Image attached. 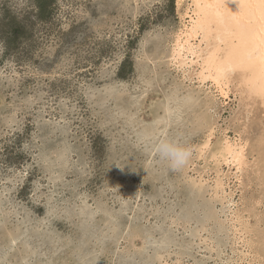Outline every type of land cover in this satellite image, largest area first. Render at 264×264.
Returning <instances> with one entry per match:
<instances>
[{
  "label": "rangeland",
  "instance_id": "374dc122",
  "mask_svg": "<svg viewBox=\"0 0 264 264\" xmlns=\"http://www.w3.org/2000/svg\"><path fill=\"white\" fill-rule=\"evenodd\" d=\"M192 8L191 0H0V264H264V106L234 80L222 96L201 82L198 64L174 60ZM175 93L192 97L166 130L191 149L179 172L149 157L133 127H155ZM226 137L246 143L248 163L222 165L233 195L219 200L210 150ZM196 178L206 181L199 199ZM169 202L185 219L175 230L148 214ZM110 212L116 223L102 230Z\"/></svg>",
  "mask_w": 264,
  "mask_h": 264
},
{
  "label": "bare ground",
  "instance_id": "6f19581e",
  "mask_svg": "<svg viewBox=\"0 0 264 264\" xmlns=\"http://www.w3.org/2000/svg\"><path fill=\"white\" fill-rule=\"evenodd\" d=\"M179 1H183V0H179ZM191 2L193 4L192 12L191 11L187 12V16L190 18V21H189L190 23L186 24L185 29H183V31H181L176 37L175 44L173 46V56L175 58L174 60H176L177 64H179L182 67H186V66L190 67V66H194L195 64H198V66H200V68H201L200 71L198 72L199 79L201 80V82L205 83V82L211 80L212 82H214V84L216 85V87L218 88V90L222 96L227 97L230 95L229 94L231 92L230 91V83H232V80H234L238 84L237 86H235L236 88L239 86L241 89H243L242 92L246 91L245 94L247 93L249 98L253 97V100H254V98H256L255 102L257 99H259L263 105L260 104V101H259V104L264 106V0H191ZM189 70H188V72H189ZM233 87H234V84H233ZM239 87H238V89H239ZM238 92L240 94L239 90H238ZM179 96L176 95V93L172 96L166 95V97H167L166 103L167 104H166L164 111H163V112H165V115H164V117H163V115L155 116V119L157 122L155 127H150L147 130L143 129V132L141 133V127H139V126H143L144 122L141 121L143 124L141 122H138V124L137 123L135 124V122H134V124H133L134 133L136 134L134 137L136 144L139 147L141 145H143V149H144L145 153H147V155L149 157H153V160H156V159L150 153L148 145L150 143H152L154 140L159 139L160 137L167 135L166 130L168 128L167 126L170 123L169 117H172L174 113L175 114H174L173 119H175V121L181 120L179 118L181 117V114L183 112L182 111V109H183L182 105L191 106L190 105V101H191L190 99L192 97H189L185 101L183 98H180ZM239 97L237 96V99H239ZM241 98H242V96H241ZM213 101H214V98H213ZM213 101H211V102L214 103L215 101L214 102ZM251 102H250V104H251ZM236 103H238V102H236ZM239 103H240V100H239ZM208 104H209V102H208ZM245 105H244V107H245ZM246 106H248V104ZM248 107H246V108H248ZM242 108H243V106H241V109ZM208 109H210V108H208ZM257 109H259V108L257 107ZM252 111H254V110H252ZM235 112H236V110H235ZM250 113H251V115H254V114H252L251 110H250L249 114ZM255 113L257 114V112H255ZM262 114H263V112H262ZM249 119H251V118H249ZM247 120H248V118H247ZM164 121H165V123H164ZM260 122L262 123V121H260ZM255 123H253V124H255ZM249 124H251V123L249 122ZM239 131H241V130H239ZM166 137H168V136H166ZM208 138L209 139L203 144V146H201L199 148V154H198L199 156H201V155L203 156L204 154H206V152H205L206 148L210 149L212 143H211L210 136ZM237 139H239V138H237ZM235 140H236V138H235ZM245 144H243L241 142H237V141H232L231 139L226 137L225 139L221 140L220 142H218L216 144V147H215L216 149L210 150L212 158L214 159V161L216 162V164L219 168L217 170V172H218L217 176L218 177H216L214 180V189H213L212 194L213 195L215 194V196L218 197L219 200L227 199L228 197H232V195H233L232 191L229 192V190L225 188L226 181L224 180V177L221 174V172L223 171L222 165L228 164V166H230V168L235 165L237 167V170H243L244 165L246 163H248L247 158H246L247 156H246V145ZM261 145H259V146H261ZM252 146H254V144ZM251 148H253V147H251ZM262 152H263V149H262ZM255 159H256V157H255ZM254 164H255V161H254ZM150 166H154V164L151 162H148V167H150ZM153 169L154 168H152V170ZM251 170H252V168H251ZM68 172H70V171H68ZM257 172H259V170H257ZM160 175H161V173H160ZM192 181H193L192 182L193 183V187H192L193 189H191V194H194L198 198V195L195 194V192L197 190V192L200 193V197L203 194L205 195L206 189H204V184L206 181H203L202 178L192 179ZM204 195H203V197H204ZM221 197H222V199H221ZM197 198L196 199L194 198V201H193L194 206H192V207H194V208H196L198 206V203H196ZM153 199H155V198H153ZM164 199L167 200L166 198H164ZM147 200H150V199L148 198ZM231 202L232 201L229 200V203H231ZM83 203L84 204H82V206H84V207L86 206V208H87L88 206H87L86 201L83 200ZM124 203H125V201H124ZM148 204H150V203H148ZM174 204L175 203L169 202V205L171 207V208H169V210L163 211V209L161 207L160 210H157L156 212H149L148 214L149 215L152 214L154 217H157L159 220L163 219L164 223L165 222H168L169 224L171 223L170 229L172 228L175 230L174 227H176V228L180 227V225L185 222V219H183V217L180 216L182 211L179 210L178 207L174 206ZM227 207H228V205H227ZM86 208H83V209L85 210ZM83 209L81 210V212L79 211V213L83 214L84 213ZM90 209H92V208H90ZM90 209L88 208V210H87L88 212H91L90 217L94 218L93 212L95 214L98 213L97 216L100 215L101 218L103 217L102 216L103 215L102 210L100 209L99 206H96L94 211L90 210ZM206 209H207V211H206L207 215L206 216L209 217L210 221L213 219V217H215L214 219L218 218L212 212L213 211L212 208L210 209V207L208 206V208H206ZM206 209H204L203 212ZM208 209H210V210H208ZM112 215L116 216L117 214L112 212ZM112 215L110 212L109 216L107 215L108 217L104 216L105 223L101 224L102 230L107 229L109 231V229L110 230L112 229V228H110V227H112L111 219H112V221L115 222V219H113V218L110 219V216H112ZM192 221H193L192 219L189 220V222H192ZM91 227H92L91 229H93V227H95V225H93ZM98 228L96 230L100 231L101 227L99 226ZM114 229L115 228L113 227V230ZM191 230H193V229L188 230L189 231L188 237L195 239V238H197V236H201L200 234L197 233L198 231L195 232V231H191ZM169 232H170L169 233L170 237L168 236V233H165L163 238H164V240L166 238L167 242L171 246L172 245L171 240H172V238H175V235L173 237V235H171V231H169ZM205 234H206V232H205ZM169 238H170V240H169ZM213 238H214L213 234L211 232H208V237L206 236L204 240L213 241L214 240ZM206 243H209V242H206ZM94 247L97 248V245ZM92 248H93V246H92ZM212 249H213V247H212ZM94 252L98 253L99 251L96 249ZM241 254H243V253H241ZM237 258H239V257H237ZM247 260H249V259H247Z\"/></svg>",
  "mask_w": 264,
  "mask_h": 264
},
{
  "label": "clouds",
  "instance_id": "9594fccd",
  "mask_svg": "<svg viewBox=\"0 0 264 264\" xmlns=\"http://www.w3.org/2000/svg\"><path fill=\"white\" fill-rule=\"evenodd\" d=\"M150 153L160 163L175 172L182 171L190 162L191 149L174 138L162 136L148 145Z\"/></svg>",
  "mask_w": 264,
  "mask_h": 264
}]
</instances>
